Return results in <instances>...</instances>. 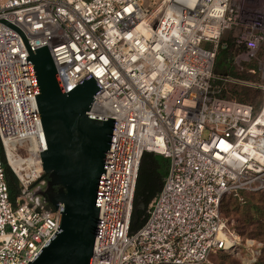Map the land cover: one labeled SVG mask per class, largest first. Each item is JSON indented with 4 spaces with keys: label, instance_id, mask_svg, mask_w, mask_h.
<instances>
[{
    "label": "built area",
    "instance_id": "obj_1",
    "mask_svg": "<svg viewBox=\"0 0 264 264\" xmlns=\"http://www.w3.org/2000/svg\"><path fill=\"white\" fill-rule=\"evenodd\" d=\"M228 36L253 55L264 5L244 14L236 0H0V143L20 188L12 204L0 158V264L31 263L59 229V213L36 197L45 131L23 39L31 52L49 49L66 92L91 76L100 91L88 114L114 122L88 264L240 254L220 205L227 194L264 193V68L251 84L263 92L257 112L217 97L213 68ZM144 153L167 158L169 170L130 234ZM245 250L250 263L258 251Z\"/></svg>",
    "mask_w": 264,
    "mask_h": 264
},
{
    "label": "water",
    "instance_id": "obj_2",
    "mask_svg": "<svg viewBox=\"0 0 264 264\" xmlns=\"http://www.w3.org/2000/svg\"><path fill=\"white\" fill-rule=\"evenodd\" d=\"M23 41L44 120L40 161L48 181L40 194L59 213L58 232L29 264H88L114 122L88 114L100 91L91 76L66 92L49 49L31 52ZM141 207L133 208V223Z\"/></svg>",
    "mask_w": 264,
    "mask_h": 264
},
{
    "label": "trees",
    "instance_id": "obj_3",
    "mask_svg": "<svg viewBox=\"0 0 264 264\" xmlns=\"http://www.w3.org/2000/svg\"><path fill=\"white\" fill-rule=\"evenodd\" d=\"M225 40L228 42V47L226 49H219L217 52V56L213 68L212 85L214 83L215 75L220 77L221 80L220 81L218 80L217 82L219 86V91L215 90L216 91L215 95L219 98L229 99L239 102L238 100H235L233 97L225 96L223 85H221L220 83L224 79L235 77L232 63L235 55L241 52L240 49L238 48L236 49L234 47V45L231 43L232 41L229 36L225 38ZM251 75H255V74H251ZM235 79L237 80H232L234 85L238 87H243L241 89H244L249 93L251 92L255 94L261 93L263 95V92L260 88L251 85V83H248L251 81L238 79V78ZM239 103L242 102L240 101ZM243 104H247V103L243 102ZM261 104H262V100L260 101L259 105H257V107L253 106L254 110L257 111L261 106ZM0 158L3 166L5 183L8 189L9 200L12 204H14L16 198L19 197L20 195L19 182L16 176L14 175V173L12 172V170L10 169V167L7 165L1 143H0ZM168 170H169V160L167 158L153 153H144L142 155L138 168L137 178H136L133 208L138 204H142V207L138 209L135 214L136 215L135 223H133L134 213L132 211L131 223L129 228L130 234L135 233L146 222L148 218V212L150 211L154 200L156 199L157 195L159 194L164 184V181L168 174ZM43 180L47 183L48 178L43 176L42 181ZM246 193L259 194V193H250V192H246ZM221 205H222V201H221ZM221 205H220V211L222 210ZM46 208H51V206L48 204ZM252 217L253 216L249 214L248 210L245 211L244 215H242V219L238 221V226L236 229L243 234L248 231V228L246 227L250 226L251 228L248 232V235H253V234L258 235L259 233L262 236H264V230H263L264 228H262L261 226H256L257 222L254 223V219ZM234 230L235 228L233 229V231ZM220 253H224V252H220ZM262 261L263 262H261V264H264V258L262 259Z\"/></svg>",
    "mask_w": 264,
    "mask_h": 264
},
{
    "label": "rangeland",
    "instance_id": "obj_4",
    "mask_svg": "<svg viewBox=\"0 0 264 264\" xmlns=\"http://www.w3.org/2000/svg\"><path fill=\"white\" fill-rule=\"evenodd\" d=\"M236 1L237 5L241 8V12L244 14H246L250 8L264 5V0ZM240 54L241 55L237 57V59H233L232 63L235 77L224 79L220 83L223 85L225 96L233 97L239 102L241 101L242 103L244 102L257 107L260 101L263 100V95L261 93H249L246 90L241 89L243 87L234 85L232 80H237L235 78H238L251 81L248 82L251 84H260L261 74L259 69L264 68L262 64L264 61V45L260 46L253 55H247L243 52H240ZM249 70H254L255 75L247 74V71ZM218 80H221L220 77L215 75L213 87L217 91H219V86L217 84ZM221 207V213L225 219H227L230 228L232 230L235 228L234 232L236 231L235 234L239 237L243 247L241 248L240 254L211 252L208 256L207 262L204 264H261V262H263L262 259L264 258V236L258 232V235H248L251 228L250 226L246 227L248 228V231L243 234L236 228L238 226V221L242 219V215H244V212L247 210L249 211V214L253 216L254 223L257 222L256 226L264 228V193L247 194L246 192H239L238 194H227L222 200ZM247 243H253L258 251L256 257L250 263L246 260L248 252L245 250V247Z\"/></svg>",
    "mask_w": 264,
    "mask_h": 264
},
{
    "label": "flooded vegetation",
    "instance_id": "obj_5",
    "mask_svg": "<svg viewBox=\"0 0 264 264\" xmlns=\"http://www.w3.org/2000/svg\"><path fill=\"white\" fill-rule=\"evenodd\" d=\"M46 187V182L43 180L41 181L40 183H38L36 186H35V189L37 190V193H36V197H37V200L43 205V206H47L49 203L46 199L45 196H42L40 193L45 189ZM55 190H57V188H55Z\"/></svg>",
    "mask_w": 264,
    "mask_h": 264
},
{
    "label": "bare ground",
    "instance_id": "obj_6",
    "mask_svg": "<svg viewBox=\"0 0 264 264\" xmlns=\"http://www.w3.org/2000/svg\"><path fill=\"white\" fill-rule=\"evenodd\" d=\"M11 164L13 165V162L11 161Z\"/></svg>",
    "mask_w": 264,
    "mask_h": 264
}]
</instances>
